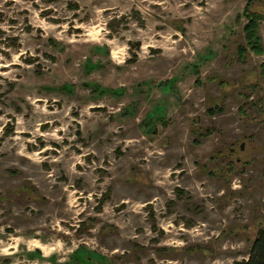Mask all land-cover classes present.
Here are the masks:
<instances>
[{
    "label": "rangeland",
    "instance_id": "rangeland-1",
    "mask_svg": "<svg viewBox=\"0 0 264 264\" xmlns=\"http://www.w3.org/2000/svg\"><path fill=\"white\" fill-rule=\"evenodd\" d=\"M263 226L264 0H0V264H240Z\"/></svg>",
    "mask_w": 264,
    "mask_h": 264
},
{
    "label": "trees",
    "instance_id": "trees-1",
    "mask_svg": "<svg viewBox=\"0 0 264 264\" xmlns=\"http://www.w3.org/2000/svg\"><path fill=\"white\" fill-rule=\"evenodd\" d=\"M251 13L256 16L258 15V13L256 12ZM256 27L257 24L255 20L249 21L248 24L245 26L247 37L250 41V44H252L253 49H256ZM240 264H264V226L261 227L254 239V244L249 259L243 261Z\"/></svg>",
    "mask_w": 264,
    "mask_h": 264
}]
</instances>
